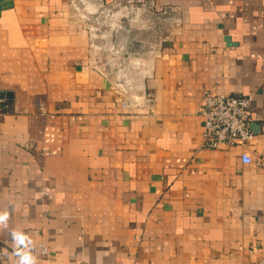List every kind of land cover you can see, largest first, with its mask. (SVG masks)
Segmentation results:
<instances>
[{
  "label": "crops",
  "instance_id": "0c3cea01",
  "mask_svg": "<svg viewBox=\"0 0 264 264\" xmlns=\"http://www.w3.org/2000/svg\"><path fill=\"white\" fill-rule=\"evenodd\" d=\"M139 1L144 32L124 0H0V264H264V0ZM117 5L122 48L161 39L123 86L78 15ZM205 93H253L250 164L202 147Z\"/></svg>",
  "mask_w": 264,
  "mask_h": 264
},
{
  "label": "rangeland",
  "instance_id": "374dc122",
  "mask_svg": "<svg viewBox=\"0 0 264 264\" xmlns=\"http://www.w3.org/2000/svg\"><path fill=\"white\" fill-rule=\"evenodd\" d=\"M124 1L122 8H127V11L123 15L133 23L127 27H125L124 22H120V5L113 9L99 8L97 11H92L91 9L80 8L78 11L79 18L88 25L91 31L96 63L100 67L109 66L115 69L117 83L122 86L125 84L123 82L124 76L123 78L121 75L118 76V70H133L137 73L136 78H143L152 57L158 51L161 39L152 42L151 37L148 36V41H144L141 48L138 49V46L132 44V47L125 49L116 39L118 31L125 27L129 32L136 29L144 32L151 24L150 17L155 14L154 17L159 18L158 14H164V11L152 12V7L149 8L144 1ZM130 35L133 38V34L130 33Z\"/></svg>",
  "mask_w": 264,
  "mask_h": 264
},
{
  "label": "built area",
  "instance_id": "2783aa9c",
  "mask_svg": "<svg viewBox=\"0 0 264 264\" xmlns=\"http://www.w3.org/2000/svg\"><path fill=\"white\" fill-rule=\"evenodd\" d=\"M204 103L198 109V115L203 119L204 149L228 150L239 147L242 164H250L251 157L244 149L254 137L251 130L253 93L243 96L223 94H204ZM38 109L44 114V107L38 103ZM20 244L14 245V250L20 249ZM47 254L46 251H43Z\"/></svg>",
  "mask_w": 264,
  "mask_h": 264
},
{
  "label": "water",
  "instance_id": "95a60500",
  "mask_svg": "<svg viewBox=\"0 0 264 264\" xmlns=\"http://www.w3.org/2000/svg\"><path fill=\"white\" fill-rule=\"evenodd\" d=\"M11 96H12V94L11 93H9V92H7V93H3V92H0V100H2V99H9V98H11ZM252 126V125H251Z\"/></svg>",
  "mask_w": 264,
  "mask_h": 264
}]
</instances>
